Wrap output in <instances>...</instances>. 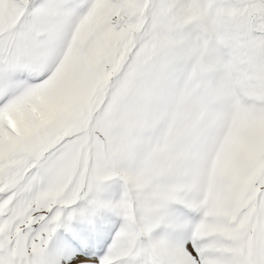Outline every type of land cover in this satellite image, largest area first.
<instances>
[{"label": "snow or ice", "instance_id": "obj_1", "mask_svg": "<svg viewBox=\"0 0 264 264\" xmlns=\"http://www.w3.org/2000/svg\"><path fill=\"white\" fill-rule=\"evenodd\" d=\"M0 264H264V0H0Z\"/></svg>", "mask_w": 264, "mask_h": 264}]
</instances>
